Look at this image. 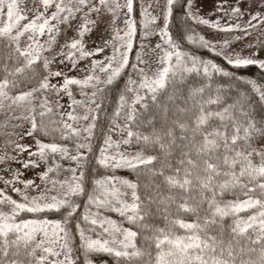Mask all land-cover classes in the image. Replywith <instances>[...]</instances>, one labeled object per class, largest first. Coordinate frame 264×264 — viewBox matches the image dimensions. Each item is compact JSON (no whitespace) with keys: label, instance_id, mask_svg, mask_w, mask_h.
I'll use <instances>...</instances> for the list:
<instances>
[{"label":"snow or ice","instance_id":"6c2138e0","mask_svg":"<svg viewBox=\"0 0 264 264\" xmlns=\"http://www.w3.org/2000/svg\"><path fill=\"white\" fill-rule=\"evenodd\" d=\"M202 3L0 0V113L13 153L0 164L51 165L40 184L3 169L0 264H264V41H249L264 29V0H218L215 20ZM177 23L184 31L173 32ZM194 25L210 31L188 34ZM102 29L101 44L88 48ZM57 60L77 71L88 63L81 78L53 70ZM251 67L259 77L242 79L237 70ZM109 100V126L94 146ZM120 169L134 178L117 177Z\"/></svg>","mask_w":264,"mask_h":264},{"label":"rangeland","instance_id":"374dc122","mask_svg":"<svg viewBox=\"0 0 264 264\" xmlns=\"http://www.w3.org/2000/svg\"><path fill=\"white\" fill-rule=\"evenodd\" d=\"M217 2H218V0H203V3L201 4V11H202V15L204 16V18H210V19H213V20L219 18L220 13H217L214 10V5ZM22 3H23V0H22ZM28 7L29 8L31 7V0H28ZM138 23H139V20H138ZM221 23L223 24L224 21L221 20ZM195 28H196L195 33H197V34H205V33L210 31L208 29H205L203 26H196L195 25ZM104 35H105V32H104L103 29L100 32L93 33L91 35V38L88 39V41H87L88 48H92L94 45H100L101 44V38ZM207 38L213 39V42H217V41H222L224 39V36H223V34H221L219 36H208ZM234 38H235V36L233 35V39ZM42 39H46V37H44ZM258 39L261 40V41H264V29H259L257 31L252 32L251 36L249 37V41H251V42H255ZM59 42H60V44H64L65 43V40H64L63 36H61L59 38ZM157 42H159V37L155 36V37H153L151 39L150 42L146 41L145 43H148L149 44V49H151V48L154 47V45ZM247 42L248 41H245V43H247ZM140 43H141L140 39L137 38L136 41H135V44H136L137 48L140 45ZM245 43L237 44L236 45L237 51H239L240 49L244 48L245 47ZM131 55H130V58H131ZM244 55H247V51L246 50L244 52ZM149 56L153 60H155L157 58L156 54L152 53L151 51L149 52ZM96 58L97 59H103V56L96 57ZM146 58H148V57H146ZM87 63H88V61H81L80 65H79V71H77V70H73L70 65L65 67L64 64H60L59 60H57L56 64L53 65V70H56L57 69V65H59L60 69H62L64 71V74L66 76H72V77L79 76V77L82 78L83 75H84L83 69L85 68ZM155 67H156V65L153 64V69L154 70H155ZM52 82L55 83L56 80L54 79ZM75 96H76V99H82V97L79 95V91L78 90L75 92ZM69 103H70V100H69V98L67 96L60 97V104L64 106V112L65 113L67 111H70V109L67 107ZM57 111L59 112V110H57ZM59 118H60V116H59ZM64 119L65 120L67 119L66 115L64 116ZM4 131L5 132H2L4 135L3 136L0 135V157H2L6 152L9 155L13 154L12 151H11V148H6V141H8V139H9L8 134L11 133V131H12V124L8 123V126L6 127V129ZM13 139H17V138L13 137ZM114 141H116V140H114ZM19 142L22 143V144H25V145H34V141L32 139H30V138H25L23 140H20ZM121 150H123V148ZM129 151H132V150L129 149ZM17 155H19V154H17ZM19 158L22 161H26L28 159V155H27V153H23L22 155H20ZM57 162H59V161H57ZM8 166H10L13 170L20 169V171L22 172V178L23 179H31V180L36 181L37 184H40L41 181L38 179L39 175L41 174L42 171L45 170L46 166H51V165L42 164L40 167L30 168V169L25 170V169H23V167H22V165L20 163H11L10 165L0 164V176H5V173H4L3 169L5 167H8ZM69 166H70V164H69L68 161H64L63 162V167L64 168H68ZM109 171H110V174H111V170H109ZM68 175H70V174H68ZM115 175L117 177H120V178H129V176L127 175V169L117 170ZM50 176L53 179H57V178L63 179L64 178V173H61L59 176H57L55 174H50ZM5 178H7V177H5ZM18 186L23 188L22 184H20ZM50 186L51 185H49V187ZM0 188H3V181L2 180H0ZM33 194H35V193H33ZM56 194H57V192H55V191L50 193V195H56ZM12 195H13V198L19 200V197H17L15 194H12ZM248 214H250V213H248ZM107 215L111 216V218L116 220L118 223L120 222V218H119V216L117 214L107 213ZM242 215H245V214L242 213ZM123 226L124 227H128L125 224ZM100 263L101 264H107V259H103L102 261H100Z\"/></svg>","mask_w":264,"mask_h":264},{"label":"trees","instance_id":"16d2710c","mask_svg":"<svg viewBox=\"0 0 264 264\" xmlns=\"http://www.w3.org/2000/svg\"><path fill=\"white\" fill-rule=\"evenodd\" d=\"M171 23V21H170ZM177 29H179V31H184V28L182 25H179L178 23L173 25V32L176 33L177 32ZM196 31V28H195V25L193 26V29H192V32L188 33V34H193L195 33ZM178 34V33H177ZM186 51H194L195 54L197 56H202L204 59H213L215 62L217 63H221L220 61V58L219 57H214L213 53L208 51V50H205L203 48H198L194 45H189L187 48H185ZM131 61L133 63H135V55L132 54L131 55ZM128 73L131 74L132 70L131 68H129L128 70ZM238 73L242 74L241 75V78L244 79V80H247V79H255V78H258L260 73L259 71L255 68V67H251V68H245V69H239L237 70ZM133 78L135 79L136 77L133 76ZM124 79L126 80L127 79V76L124 77ZM123 87V82H121V88ZM112 111V105H111V102L109 100V102H107L105 105H104V108L103 110L98 114V126L96 129H94V133L96 134L97 136V140L94 141V146L95 144H98L100 143V139L99 137L101 136L102 133H106L107 132V128H108V119H107V115L110 114ZM58 112V111H57ZM9 115V114H8ZM53 117V118H52ZM51 118L53 120H59V115H53ZM6 120H7V116L6 114L4 113H0V135L3 136L4 134L2 132H5L4 130L6 129V127H4L3 125L6 123ZM8 126V125H7ZM53 127H55V125H53ZM119 137L117 134H113V140H118ZM69 146L71 147L72 145L69 144ZM132 151H135V148H132L131 149ZM74 166V165H72ZM100 173H104L105 171L108 172V174H110V171L109 170H105V169H99ZM95 171L93 170H89V181H91L92 177L95 175ZM127 175L129 176V178H134V177H130V170H127ZM89 188H91V185H89ZM229 199H231L232 197L229 196L228 197ZM85 199V197H81L80 198V201L83 202ZM80 211H83V207H81ZM52 218H58L56 216H53ZM231 221L229 220V223ZM160 226L163 227V221L161 220L160 222ZM75 224V221H73V226ZM126 226H128L127 224H125ZM178 234H183L182 230L178 233ZM103 259H101L100 261H102ZM100 261L98 262V264H101Z\"/></svg>","mask_w":264,"mask_h":264}]
</instances>
